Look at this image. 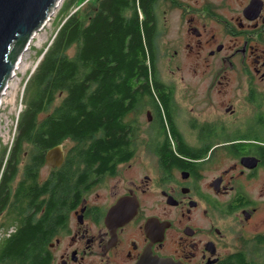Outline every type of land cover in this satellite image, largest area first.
<instances>
[{"label":"flooded vegetation","instance_id":"af4514ba","mask_svg":"<svg viewBox=\"0 0 264 264\" xmlns=\"http://www.w3.org/2000/svg\"><path fill=\"white\" fill-rule=\"evenodd\" d=\"M156 11L159 107L125 118L134 155L84 185L70 140L45 153L16 140L0 242L43 222L48 264H264V0H159ZM67 176L76 192L53 200Z\"/></svg>","mask_w":264,"mask_h":264},{"label":"trees","instance_id":"16d2710c","mask_svg":"<svg viewBox=\"0 0 264 264\" xmlns=\"http://www.w3.org/2000/svg\"><path fill=\"white\" fill-rule=\"evenodd\" d=\"M158 2L65 0L58 31L25 85L15 141L26 148L29 140L40 141L36 145L45 153L70 140V155L82 157L84 185L132 157L138 128L125 118L140 105L159 107ZM50 107L55 110L46 115ZM46 186H35L34 193L46 192ZM77 187L76 178L67 176L52 188L53 200L63 202L65 189L70 202ZM14 204L2 223L7 229L14 224ZM44 229L43 222L27 225L0 242V264H48L46 242L37 239Z\"/></svg>","mask_w":264,"mask_h":264},{"label":"water","instance_id":"95a60500","mask_svg":"<svg viewBox=\"0 0 264 264\" xmlns=\"http://www.w3.org/2000/svg\"><path fill=\"white\" fill-rule=\"evenodd\" d=\"M59 3L60 0H0V96L18 69L25 48ZM63 156L62 147H56L48 152L47 160L52 166L58 165Z\"/></svg>","mask_w":264,"mask_h":264},{"label":"rangeland","instance_id":"374dc122","mask_svg":"<svg viewBox=\"0 0 264 264\" xmlns=\"http://www.w3.org/2000/svg\"><path fill=\"white\" fill-rule=\"evenodd\" d=\"M65 0H60L53 14L42 30L32 37L30 45L25 48L19 68L14 71L6 92L0 96V176L9 159L10 149L18 134L19 115L25 109V85L43 59L40 56L51 45L61 24V8ZM46 53V52H45ZM149 110L146 107L144 111ZM145 118V116H144ZM151 125H145L148 132Z\"/></svg>","mask_w":264,"mask_h":264},{"label":"bare ground","instance_id":"6f19581e","mask_svg":"<svg viewBox=\"0 0 264 264\" xmlns=\"http://www.w3.org/2000/svg\"><path fill=\"white\" fill-rule=\"evenodd\" d=\"M35 36H36V34H35ZM34 37V36H33ZM22 63V61L19 63V65ZM19 68V67H18ZM17 70V69H16Z\"/></svg>","mask_w":264,"mask_h":264}]
</instances>
